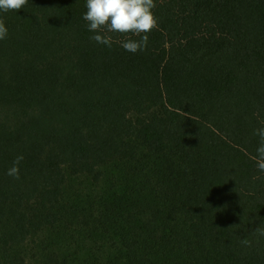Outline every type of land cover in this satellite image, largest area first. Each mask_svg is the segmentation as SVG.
Segmentation results:
<instances>
[{
    "label": "trees",
    "instance_id": "trees-1",
    "mask_svg": "<svg viewBox=\"0 0 264 264\" xmlns=\"http://www.w3.org/2000/svg\"><path fill=\"white\" fill-rule=\"evenodd\" d=\"M86 2L0 11V264H264V0H155L136 53Z\"/></svg>",
    "mask_w": 264,
    "mask_h": 264
},
{
    "label": "clouds",
    "instance_id": "clouds-1",
    "mask_svg": "<svg viewBox=\"0 0 264 264\" xmlns=\"http://www.w3.org/2000/svg\"><path fill=\"white\" fill-rule=\"evenodd\" d=\"M28 0H0V11H19ZM87 11L83 19L87 22L90 32L95 33L91 40L111 48L113 37L109 33H120L127 36L119 41L121 47L126 51L136 53L147 48L148 33L158 27V17L153 11L156 8L155 0H87ZM131 33L139 37L132 39ZM8 29L5 22L0 18V40L6 39ZM254 134L260 138V145L257 148V167L264 172V127L254 130ZM24 159L23 155H17L13 165L7 170V175L14 179L20 178L19 165ZM256 233L264 236V229L257 228ZM241 243L251 245L248 239H242Z\"/></svg>",
    "mask_w": 264,
    "mask_h": 264
},
{
    "label": "rangeland",
    "instance_id": "rangeland-1",
    "mask_svg": "<svg viewBox=\"0 0 264 264\" xmlns=\"http://www.w3.org/2000/svg\"><path fill=\"white\" fill-rule=\"evenodd\" d=\"M29 264H45V262H43L42 260H39L38 258H36V259L31 260Z\"/></svg>",
    "mask_w": 264,
    "mask_h": 264
}]
</instances>
